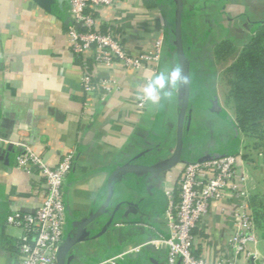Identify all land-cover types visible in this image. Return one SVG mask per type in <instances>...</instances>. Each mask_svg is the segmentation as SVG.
<instances>
[{"label":"crops","instance_id":"crops-1","mask_svg":"<svg viewBox=\"0 0 264 264\" xmlns=\"http://www.w3.org/2000/svg\"><path fill=\"white\" fill-rule=\"evenodd\" d=\"M182 1L191 76V123L184 155L192 159L243 152L253 139L237 126L232 93L235 66L255 27L264 22V0ZM61 2L54 14L36 0H0V264L18 262L17 244L24 235L21 227L7 222L8 216L32 213L46 197L42 174L16 166V156L24 148H32L50 165L74 150L65 186L67 236H75L80 227L87 236L68 250L67 264H99L128 245L166 233L165 191L176 186L187 164L180 162L158 174L124 170L108 202L109 178L119 167L153 165L173 155L183 87L157 105L139 107L141 89L152 72L134 71L120 63L98 65L90 53H73L68 0ZM175 5V0H127L92 12L118 28L132 53L150 49L163 36L159 73L180 66L169 26L174 25ZM84 58L96 78L112 79L117 85L105 100L90 99L88 105L82 86ZM243 159L238 187L247 191L257 219L258 242L252 249L264 252V156L253 153ZM244 200L212 201L198 229L196 251L209 264H217L226 251L234 213ZM118 263L169 264L167 251L152 246Z\"/></svg>","mask_w":264,"mask_h":264},{"label":"built area","instance_id":"built-area-1","mask_svg":"<svg viewBox=\"0 0 264 264\" xmlns=\"http://www.w3.org/2000/svg\"><path fill=\"white\" fill-rule=\"evenodd\" d=\"M127 0H68L72 21L68 29L69 43L77 56L92 54L98 65L120 63L134 71L152 72L147 81L158 73L163 54L164 38H158L145 51L130 52L125 37L111 23L103 22L92 12L98 7H113ZM83 90L88 98L105 100L117 85L114 80L96 78L88 59H83ZM137 104L145 108L148 102L139 96ZM260 156H263L260 153ZM243 152L187 163L175 187L167 189L164 211L166 233H159L142 244L128 245L119 254L99 264H119L118 260L139 252L145 246L164 249L169 264H209L197 254L199 232L212 201L244 197L234 213V223L226 251L217 264H264V252L252 249L258 242V226L246 190L238 181L244 163ZM74 150L64 154L56 165L26 147L16 156V166L29 173L39 171L44 177L46 197L34 212H14L7 222L23 229L16 264H58L60 250L67 238L65 186L74 164Z\"/></svg>","mask_w":264,"mask_h":264},{"label":"trees","instance_id":"trees-1","mask_svg":"<svg viewBox=\"0 0 264 264\" xmlns=\"http://www.w3.org/2000/svg\"><path fill=\"white\" fill-rule=\"evenodd\" d=\"M235 70L232 93L237 126L253 139L244 146L243 156H264V22L255 27L253 37L242 48Z\"/></svg>","mask_w":264,"mask_h":264},{"label":"water","instance_id":"water-1","mask_svg":"<svg viewBox=\"0 0 264 264\" xmlns=\"http://www.w3.org/2000/svg\"><path fill=\"white\" fill-rule=\"evenodd\" d=\"M36 1L43 8H45L46 10L54 14L58 11V8L61 6V3H62L61 0H36ZM175 3L176 5H175L174 25L169 24V26L172 27L173 38L175 40L176 49L178 51L180 66L183 70V73L189 77V86L183 87L181 90V109H180V118H179L178 131H177L176 149L173 155L153 165L127 163L119 167L116 171L112 173L111 177L109 178L108 184H109L110 193H109L108 202L114 192L115 180L118 177V175L121 174V172L124 170H128V169L133 170V171L145 170V171L152 172L154 174H158V173L167 171L175 167L180 162L191 163V162L201 161V160L214 158V157H220V156L233 153V151H229V152H223V153L203 156L199 158H192V159L186 158L184 155L185 136H186L187 130L190 128V123H191L190 122L191 115L188 111L189 110V100H190V89H191V76H190L189 60L187 56V51L184 46V38H183V13H182L183 1L175 0ZM237 135L239 136V134ZM2 197L3 196L0 194V205H2L3 203ZM108 202H106L104 206H106ZM103 210L104 209H101V211L99 212H102ZM95 216L96 214L93 215L91 219L94 218ZM89 220L90 218L84 221L83 225L88 223ZM86 236L87 235L83 231L82 227L79 228L75 236L71 237L70 235H68L60 250L59 257H58V264H67L65 259H66L68 250L72 246H74L78 241L85 239Z\"/></svg>","mask_w":264,"mask_h":264},{"label":"clouds","instance_id":"clouds-1","mask_svg":"<svg viewBox=\"0 0 264 264\" xmlns=\"http://www.w3.org/2000/svg\"><path fill=\"white\" fill-rule=\"evenodd\" d=\"M187 86L189 77L180 66H174L170 70L160 71L147 81L141 89L142 99L151 105H157L163 97H170L176 88Z\"/></svg>","mask_w":264,"mask_h":264}]
</instances>
